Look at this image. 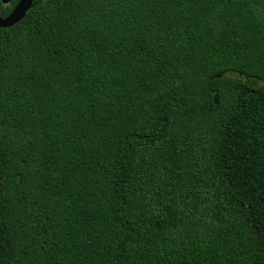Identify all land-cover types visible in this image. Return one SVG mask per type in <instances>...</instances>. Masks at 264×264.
<instances>
[{
    "label": "trees",
    "instance_id": "obj_1",
    "mask_svg": "<svg viewBox=\"0 0 264 264\" xmlns=\"http://www.w3.org/2000/svg\"><path fill=\"white\" fill-rule=\"evenodd\" d=\"M0 264H264V0L0 27Z\"/></svg>",
    "mask_w": 264,
    "mask_h": 264
},
{
    "label": "water",
    "instance_id": "obj_2",
    "mask_svg": "<svg viewBox=\"0 0 264 264\" xmlns=\"http://www.w3.org/2000/svg\"><path fill=\"white\" fill-rule=\"evenodd\" d=\"M6 4L8 0H0ZM33 0H18L12 9L4 16H0V27H9L21 20L32 5Z\"/></svg>",
    "mask_w": 264,
    "mask_h": 264
}]
</instances>
